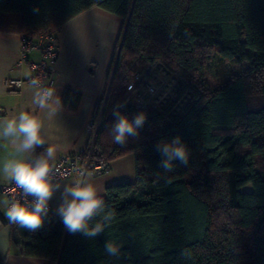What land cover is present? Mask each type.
I'll use <instances>...</instances> for the list:
<instances>
[{"label":"trees","instance_id":"1","mask_svg":"<svg viewBox=\"0 0 264 264\" xmlns=\"http://www.w3.org/2000/svg\"><path fill=\"white\" fill-rule=\"evenodd\" d=\"M93 7L124 21L108 76L110 84L120 50L106 102L112 112L121 101L118 83L150 60L162 58L168 70L198 78L214 54L250 67L201 96L185 78L179 95L194 90L198 103L184 116L171 113L174 103L153 111L123 147L110 135L112 114L96 149L109 163L134 154L136 180L107 187L111 224L91 239L70 234L53 218L36 231L11 224L13 244L21 255L49 264H264V0H0V31L58 35ZM80 98L67 91L64 101L76 109ZM176 136L189 162L173 160L166 172L156 145ZM107 241L119 246L117 256L105 252Z\"/></svg>","mask_w":264,"mask_h":264},{"label":"crops","instance_id":"2","mask_svg":"<svg viewBox=\"0 0 264 264\" xmlns=\"http://www.w3.org/2000/svg\"><path fill=\"white\" fill-rule=\"evenodd\" d=\"M123 25L122 18L99 7H93L63 27L58 34L59 51L55 65L56 92L63 107L51 119L42 110H34L33 89L29 84L21 88L6 85L8 78L28 79L31 73L26 66L18 65L22 34L0 31V118L18 114L22 110H34V114L43 120L42 135L46 141L59 146L57 160L63 154L86 149L91 141L90 127L96 123L98 116L97 106L108 92L109 71ZM33 59L37 60L38 55L35 54ZM67 91H71L72 95H81L76 109L71 108V99L65 103ZM43 150L37 148L35 154ZM14 158L17 157L10 143L0 140V160ZM76 178L77 176L68 178L60 183H68ZM135 180L134 154L114 160L107 173L90 177V182L102 199L106 198V190L110 185ZM9 182L11 181L0 176V187ZM62 190L61 188L53 195L49 202L52 216H47L44 220H61L56 209L61 202ZM0 197L6 196L0 192ZM4 211L0 207V232L6 233L8 239L7 247L0 250V258L4 260V264H49L46 259L20 254L12 242V227L5 218Z\"/></svg>","mask_w":264,"mask_h":264},{"label":"clouds","instance_id":"3","mask_svg":"<svg viewBox=\"0 0 264 264\" xmlns=\"http://www.w3.org/2000/svg\"><path fill=\"white\" fill-rule=\"evenodd\" d=\"M29 87L33 89L34 110H42L51 119L62 109L61 98L54 87L45 86L38 77L30 79ZM121 107L123 105L117 104L113 108L114 122L110 135L115 144L123 147L130 137L139 136L147 113L138 112L130 119L120 111ZM34 110H22L18 114L0 118V140L10 143L17 157L0 160V176L11 181L15 185L14 190H19L23 197L22 200L0 197L5 218L10 225H18L28 231L38 230L49 213L50 200L62 188L56 214L64 227L70 234L80 233L87 238H95L111 224L115 213L105 210L104 200L90 182L91 173L86 169H76V179L60 183L63 173L57 164L59 146L46 141L42 135L43 120L34 114ZM180 139V136H176L170 142L162 140L156 145L166 172L173 170V160L185 166L189 162V150ZM37 148L44 150L35 154ZM168 180L170 182V178ZM7 243V234L0 232V250H4ZM119 251L115 243L106 242L105 252L109 256H117ZM182 254L186 255L187 252Z\"/></svg>","mask_w":264,"mask_h":264},{"label":"built area","instance_id":"4","mask_svg":"<svg viewBox=\"0 0 264 264\" xmlns=\"http://www.w3.org/2000/svg\"><path fill=\"white\" fill-rule=\"evenodd\" d=\"M59 41L58 35L50 33H41L37 37H28L22 35L21 54L18 62L19 67L26 66L31 76L28 79L8 78L6 85L8 87L21 88L33 77L41 79L45 86H51L56 89V61L58 58ZM37 54L38 59H33ZM167 66L162 58L148 61L145 66L134 73L125 86V95L119 104L123 105L120 111L130 119L138 112H146L147 119L144 126L153 118V111L163 112L164 108L171 103L173 95L168 92H162L163 87L168 82H173L169 75ZM175 100V99H174ZM173 103V102H172ZM98 128L96 124L90 127L91 141L89 146L83 151H75L63 154L57 164L63 177L60 181L77 176L76 169H86L91 176H100L110 170L111 163L107 158L100 156L96 149L95 142L98 137ZM15 185L12 182L3 184L0 192L7 198L23 199L19 190H14ZM31 200V197H28ZM52 216V207L49 204V213Z\"/></svg>","mask_w":264,"mask_h":264},{"label":"rangeland","instance_id":"5","mask_svg":"<svg viewBox=\"0 0 264 264\" xmlns=\"http://www.w3.org/2000/svg\"><path fill=\"white\" fill-rule=\"evenodd\" d=\"M120 50H118V54L116 56L115 64L113 67V71L111 74L110 79V85L108 87L107 95L104 99L103 104L101 105L100 112L98 113L97 119H96V127L98 128L99 133L101 132V129L103 125L105 124L106 120L113 114L112 110L110 109L109 103L107 104V100L109 98V95L111 93V86L116 74V69L118 65ZM208 67L206 69V73L203 78L196 77L195 74H193L190 71H186L182 68H177L172 71L169 70L170 77L173 78V82H168L163 87L162 92H170L173 95V99H171V103L173 102V106L171 109V113L174 116H184L185 114V108L187 106H194L198 103V97H195L194 90H186L182 95H179V92L182 89L183 83L185 78L188 79V81H192L194 85L198 87L199 96L203 95L204 92H211L214 89L221 86L223 83H225L230 76H232L236 72H244L249 67L250 64L248 62H243L242 64L238 65H232L225 61L223 58H221L218 54H214L209 59ZM130 73H123L122 76L124 77H130ZM126 80L123 82H119L116 86L117 90L116 93L120 94L121 100L123 99L125 95V84ZM186 85V84H185ZM175 99V100H174ZM262 102L264 104V99H262ZM246 190H250L251 186H248L245 188Z\"/></svg>","mask_w":264,"mask_h":264}]
</instances>
